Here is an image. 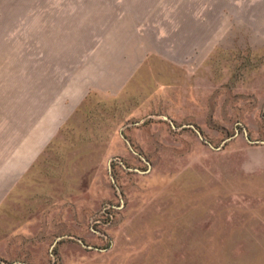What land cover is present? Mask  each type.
Wrapping results in <instances>:
<instances>
[{"label":"rangeland","instance_id":"1","mask_svg":"<svg viewBox=\"0 0 264 264\" xmlns=\"http://www.w3.org/2000/svg\"><path fill=\"white\" fill-rule=\"evenodd\" d=\"M0 264H264V0H0Z\"/></svg>","mask_w":264,"mask_h":264}]
</instances>
